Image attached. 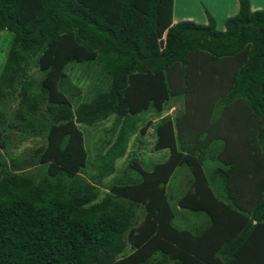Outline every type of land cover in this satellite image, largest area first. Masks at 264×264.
<instances>
[{
    "label": "trees",
    "instance_id": "obj_1",
    "mask_svg": "<svg viewBox=\"0 0 264 264\" xmlns=\"http://www.w3.org/2000/svg\"><path fill=\"white\" fill-rule=\"evenodd\" d=\"M174 2L0 0V33L14 36L0 77V264H264V9L239 0L220 31L212 17L175 24ZM71 64L99 67L86 102ZM149 112L169 156L118 172ZM112 117L88 178L84 128ZM179 169L191 189L176 203ZM178 207L206 225H176Z\"/></svg>",
    "mask_w": 264,
    "mask_h": 264
},
{
    "label": "rangeland",
    "instance_id": "obj_2",
    "mask_svg": "<svg viewBox=\"0 0 264 264\" xmlns=\"http://www.w3.org/2000/svg\"><path fill=\"white\" fill-rule=\"evenodd\" d=\"M254 4L258 5L259 3L264 4V0H253ZM183 0H177V16H179V12L183 7ZM193 7V5H192ZM193 22V21H191ZM195 23V22H193ZM209 23V22H208ZM13 34L9 31H3L0 33V77L2 74V70L4 68V65L7 60L8 53L10 51V48L12 46L13 42ZM99 72V67L96 65H90L87 66L79 65V64H71L69 65L67 69V73L72 79L73 83H75L77 86L80 87V89L83 91V99L81 102H86L90 100L93 97V89L96 87L101 86L100 83L96 80L97 73ZM31 75H33L36 79L41 78V74L36 70L33 69L31 71ZM77 105V104H76ZM179 105H174L173 107L164 113V115H170L172 117H175L178 114L179 111ZM155 114L153 112L145 113L142 115V121L140 122V127L144 128L147 123L151 122V127L145 132V134H138L135 137H133L130 140L128 152L127 155L116 162L118 172L127 169L131 160H137L139 164L142 165V167L146 170H150L151 166L153 164L161 163V159H163V153L160 151H155V125L159 122V119L154 116ZM114 118H110L108 121L104 122L103 124L99 125L98 127H87L84 128L85 136H86V146L90 154V162L87 166V169L83 174L87 176L88 178H91L96 174V168L94 165V160L99 151H101L104 147V145L108 142L111 133L112 128L114 125ZM19 140L16 138L13 139V143H18ZM35 147V142L28 141L26 143H23V145L18 146L16 150L12 151L16 154L23 153L27 151L28 149H32ZM181 170L179 175H182L185 171V175L187 176V170L186 169H179ZM117 172V173H118ZM134 173V170L132 171ZM117 173L113 175L112 177H109L105 179L102 184V193L109 192L111 183L116 179L118 176ZM178 174V173H177ZM177 174L173 178V184H176L178 181ZM185 182V179H180L179 183ZM176 225L178 226H185V224L180 223L178 220H176Z\"/></svg>",
    "mask_w": 264,
    "mask_h": 264
},
{
    "label": "crops",
    "instance_id": "obj_3",
    "mask_svg": "<svg viewBox=\"0 0 264 264\" xmlns=\"http://www.w3.org/2000/svg\"><path fill=\"white\" fill-rule=\"evenodd\" d=\"M183 2H184L183 7L178 13L179 16H177V0H175L174 2L175 24L181 21H193L196 24L205 25L208 24L209 17H212L216 22L217 28L220 31H224L226 21L229 18L235 16L239 11V0H183ZM251 5L253 11L264 9L263 3H259L258 5H256L254 4V1L251 0ZM160 152H162L164 155L163 159H161V162H163L169 156V151L162 150ZM155 164H153V166ZM153 166H151V168ZM180 172L181 170H177L175 173V175L178 173L177 183L173 184V178L175 176L174 175L167 186L168 192L170 193L171 196H174L176 203L180 199H182L185 196V194L191 189L189 175L187 174L186 176L185 171H182L183 174L179 175ZM180 179H185V182L178 184ZM176 214H177V220L180 223L185 224L184 227L186 228L201 229L206 225L207 220L205 215L203 214H194L185 210H180V207H178Z\"/></svg>",
    "mask_w": 264,
    "mask_h": 264
}]
</instances>
